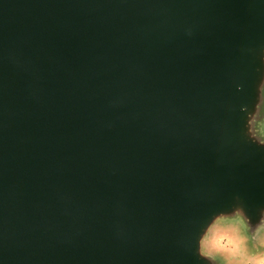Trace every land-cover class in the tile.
Instances as JSON below:
<instances>
[{"label":"water","instance_id":"water-1","mask_svg":"<svg viewBox=\"0 0 264 264\" xmlns=\"http://www.w3.org/2000/svg\"><path fill=\"white\" fill-rule=\"evenodd\" d=\"M262 121L264 0H0V264H218Z\"/></svg>","mask_w":264,"mask_h":264},{"label":"clouds","instance_id":"clouds-1","mask_svg":"<svg viewBox=\"0 0 264 264\" xmlns=\"http://www.w3.org/2000/svg\"><path fill=\"white\" fill-rule=\"evenodd\" d=\"M252 123L255 125L257 121L253 119ZM258 128L259 135L264 137V121ZM252 134H257L255 128ZM261 217L255 227L241 219L240 210L236 211L234 220H216L201 240V254L218 264H264V212Z\"/></svg>","mask_w":264,"mask_h":264},{"label":"snow or ice","instance_id":"snow-or-ice-1","mask_svg":"<svg viewBox=\"0 0 264 264\" xmlns=\"http://www.w3.org/2000/svg\"><path fill=\"white\" fill-rule=\"evenodd\" d=\"M201 249H203V243H201Z\"/></svg>","mask_w":264,"mask_h":264}]
</instances>
